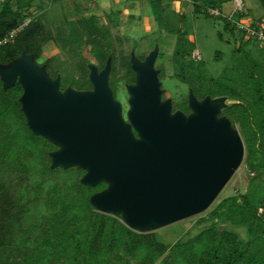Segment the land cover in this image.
<instances>
[{"label": "trees", "instance_id": "trees-1", "mask_svg": "<svg viewBox=\"0 0 264 264\" xmlns=\"http://www.w3.org/2000/svg\"><path fill=\"white\" fill-rule=\"evenodd\" d=\"M34 1L0 0V64L12 62L23 52L33 54L40 64L45 45L56 39L43 15L29 12ZM166 1L169 0H149L154 19L160 24L165 20L161 12L166 9ZM192 2L196 13L220 18L238 40L232 22L208 13L209 8H217L216 0ZM112 13L116 22L119 14ZM70 22L68 38H57L82 59L77 64L81 78L52 71L50 58H44L41 65L54 79L61 76L62 90L68 86L90 90L92 62L81 55V48L91 46L99 69L112 57L110 86L118 99L122 81L125 86L136 82L131 54L116 50L112 34L101 26L99 17ZM175 33L179 34L177 63L184 73L201 72L202 67L196 66L199 61L193 59V43L184 32ZM5 39L8 40L3 42ZM248 60H239L238 69L244 83L251 86V96L226 76L216 79L202 74L198 84L179 78L190 84L195 96H225L233 102L222 115L230 118L235 128L239 126L248 149V166L259 177V173L264 174V74L255 58ZM120 73L124 77H118ZM22 94L20 83L5 90L0 77V264H264V193L258 183L247 193L221 201L209 214L210 224L201 232L168 245L156 233L130 229L121 215L96 210L91 199L107 184L85 186L81 183L84 170L51 167L50 154L59 147L29 128L19 102ZM185 106L190 111L187 102ZM222 222L226 226H220ZM240 228L246 229L245 238L237 232Z\"/></svg>", "mask_w": 264, "mask_h": 264}, {"label": "water", "instance_id": "water-1", "mask_svg": "<svg viewBox=\"0 0 264 264\" xmlns=\"http://www.w3.org/2000/svg\"><path fill=\"white\" fill-rule=\"evenodd\" d=\"M157 45L144 60L131 53L136 82L127 119L110 86L112 57L103 69L89 66L90 90L54 79L33 54L23 52L0 64L5 90L20 83L21 111L29 128L58 146L51 167L86 171L81 183L108 187L91 199L101 213L121 215L138 233H150L206 211L241 166L245 145L222 111L228 97L199 100L193 91L192 112L173 111L156 61Z\"/></svg>", "mask_w": 264, "mask_h": 264}, {"label": "rangeland", "instance_id": "rangeland-1", "mask_svg": "<svg viewBox=\"0 0 264 264\" xmlns=\"http://www.w3.org/2000/svg\"><path fill=\"white\" fill-rule=\"evenodd\" d=\"M192 1H166V9L161 12L165 19L162 24L154 19L149 0H35L29 12L33 15L42 14L47 29L55 35L57 40L50 41L44 47V58L53 59L52 71L60 70L63 76L70 78L79 76L77 64L82 59L79 55L74 56L69 48H64L57 37L68 38L70 21L96 16L99 17L101 26L112 34L116 50H122L125 55L135 52L137 57L146 56L157 45L160 47V54L155 66L160 70V80L165 91L163 97L173 100L175 111H186L185 103L189 101L191 91H193L190 84L179 76L186 78L190 83L193 81L197 84L202 74L206 78L214 77L216 79L226 76L227 80L235 81L233 85L236 83L245 90L248 96H251L253 93L251 86L244 83L243 77L240 75L241 72H239L241 69H238V62L242 58H246L247 61L251 57L255 58L261 64L264 74V44H260L256 40L247 41L244 38H238V33H235L238 38L235 40L232 33L225 29L223 20L204 13H196ZM216 1L217 8L222 7L220 10L226 14H230L235 8L233 0H223V4L219 3L221 0ZM244 2L249 14L248 19L264 24L262 0H244ZM112 12L119 14L116 22H113L114 14ZM181 15L184 16L182 19L179 18ZM179 31L186 34L187 39L193 43L195 50L200 54L201 61L197 62L196 66L202 67L201 72L184 73L181 65L177 63L175 52L179 34L175 32ZM220 34H222V38ZM91 49V46H82L81 55L98 66ZM43 59L39 61L40 64L43 63ZM118 77H124V73H120ZM127 86L122 81L121 87L117 91L118 100L121 103L129 101L130 95ZM237 129L241 134L239 126ZM254 172L256 173V171ZM254 172L248 166L246 145L245 157L241 166L206 211L161 229L150 231V233H156L168 245H173L183 236L189 238L198 234L210 224V220H207L209 214L225 198L238 193H247L257 183L264 193V174L259 173V177H256ZM61 174L64 176L63 173ZM5 175L8 176V174ZM226 224V222H222L220 226H226ZM237 232L241 238L246 237L245 228H240ZM67 255L70 256V252Z\"/></svg>", "mask_w": 264, "mask_h": 264}, {"label": "built area", "instance_id": "built-area-1", "mask_svg": "<svg viewBox=\"0 0 264 264\" xmlns=\"http://www.w3.org/2000/svg\"><path fill=\"white\" fill-rule=\"evenodd\" d=\"M179 1V0H174ZM235 8L230 14H226L217 8H209L208 13L214 17H226L235 27L238 38H244L247 41L256 40L260 44H264V24L262 22H254L250 20L248 11L246 10L244 0H233ZM15 32L10 36L13 37ZM8 39L3 40L6 42ZM193 59L201 60L200 54L196 51L193 53Z\"/></svg>", "mask_w": 264, "mask_h": 264}, {"label": "flooded vegetation", "instance_id": "flooded-vegetation-1", "mask_svg": "<svg viewBox=\"0 0 264 264\" xmlns=\"http://www.w3.org/2000/svg\"><path fill=\"white\" fill-rule=\"evenodd\" d=\"M147 56V55H146ZM146 56H145V58H146ZM144 58V59H145ZM144 59H142V60H144ZM199 100H203L204 98H206V97H200V96H196ZM116 98V97H115ZM212 98V97H211ZM117 99V98H116ZM118 100V99H117ZM163 100H165L164 99V97H163ZM118 101H120V100H118ZM172 102H173V100H172ZM188 103V108L190 109V106H189V101L187 102ZM122 107H123V114H124V117H125V119H127V113H128V110H129V105H128V103H124V102H122ZM173 111H175V109H174V104H173ZM184 113H186V114H190L191 112H192V110L190 109V111H183Z\"/></svg>", "mask_w": 264, "mask_h": 264}, {"label": "clouds", "instance_id": "clouds-1", "mask_svg": "<svg viewBox=\"0 0 264 264\" xmlns=\"http://www.w3.org/2000/svg\"><path fill=\"white\" fill-rule=\"evenodd\" d=\"M172 1H174V0H172ZM194 52H196V50H195ZM195 61H196V60H195ZM199 61H201V60H199Z\"/></svg>", "mask_w": 264, "mask_h": 264}, {"label": "bare ground", "instance_id": "bare-ground-1", "mask_svg": "<svg viewBox=\"0 0 264 264\" xmlns=\"http://www.w3.org/2000/svg\"><path fill=\"white\" fill-rule=\"evenodd\" d=\"M232 102V101H231Z\"/></svg>", "mask_w": 264, "mask_h": 264}]
</instances>
